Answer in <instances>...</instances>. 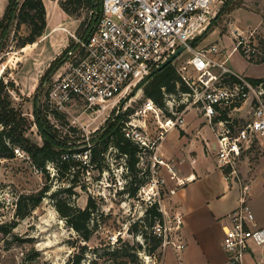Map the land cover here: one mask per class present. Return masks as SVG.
<instances>
[{"label":"rangeland","instance_id":"obj_1","mask_svg":"<svg viewBox=\"0 0 264 264\" xmlns=\"http://www.w3.org/2000/svg\"><path fill=\"white\" fill-rule=\"evenodd\" d=\"M220 1L212 8L215 15L211 19V26L194 47L206 48L213 43H229L231 31L235 27L240 30L255 29L258 38L264 42V0ZM20 2L21 0H16L15 13ZM41 2L45 13L42 35L34 43L17 47L20 40L29 34V26L22 18L17 24L14 18L0 44V64L4 68L8 99L32 122L26 137L37 145L42 143V138L36 116L45 98L44 92L55 75L64 70L66 62L63 61L67 54L72 55V52L78 50L75 46L77 40H84L78 29L84 18V11L76 19L62 12L57 0ZM8 4L9 0H0L2 24H5ZM223 6L225 9L219 13ZM189 56V53L183 51L170 64L175 68ZM226 65L251 78L264 77V61L249 62L239 52L229 55ZM147 82L140 86L137 84L108 114L104 112L95 118L88 114L74 113L80 116L79 123L83 127H74L76 132L73 135L59 123H48L53 128V134L61 140L77 136L89 140L120 113L124 114L125 123L132 121L138 126H144L141 135L153 143V147L147 151L141 150L139 154L136 182L139 187L134 197L119 193L125 182V167L123 159L116 158L112 147L108 149L100 167L89 166L84 172L80 166L75 167L73 176L70 172L66 174V171L59 174L51 164H47L42 170L37 169L26 153L17 149L13 151V158L0 160V264H64L78 252V246L82 245L86 246V251L80 264H178L179 261L182 264H206L204 258L192 249L185 253V249L175 248V244L180 241L179 229L176 228L178 214L170 198L178 186H182L175 170L180 169L179 161L174 162L155 154L159 143L165 148L166 143L174 140V133L162 132L163 129L159 127V121L163 120L160 112L156 111L157 117L150 111L140 113L142 104L148 99L143 93ZM184 117L187 122L192 120V126L188 129L195 130L193 134L202 128L200 131L205 137L209 141H215L207 120L195 109H190ZM65 122L68 123L66 120ZM161 132L162 138L157 140ZM223 172L239 190L244 185L248 186V204L255 220L264 219V147L255 144L241 155L233 174H229V170ZM69 185L70 192H64L63 189ZM132 186L135 187V184ZM40 191L44 192L40 202L29 211L31 199H23L21 213H27L18 217L15 205L17 199ZM88 198L93 200L92 222L89 225L91 235L87 241L81 242L60 216L55 204L56 200H60L83 209ZM154 203L162 214L163 222L160 226L155 224L152 228H145L141 220L145 216V209ZM133 224L137 228L135 233L128 230ZM150 231L162 238L161 246L155 253L159 254L158 261H154L143 251L148 241L144 243L142 234L149 236ZM119 238L133 249L129 250L128 256L112 260L107 251L118 245L114 242ZM253 252L254 254L247 253L264 259V248H254Z\"/></svg>","mask_w":264,"mask_h":264},{"label":"built area","instance_id":"obj_2","mask_svg":"<svg viewBox=\"0 0 264 264\" xmlns=\"http://www.w3.org/2000/svg\"><path fill=\"white\" fill-rule=\"evenodd\" d=\"M217 2L221 1L101 0L94 31L86 40H77L78 50L67 54L64 70L47 88L43 110L47 121L57 124L56 115L61 114L69 127L82 128L80 116L74 113L95 118L110 113L128 92L183 47L190 56L175 66L174 72L185 91H178V84L177 95L161 88L163 106L146 99L140 113L150 111L157 117L156 111L160 112L163 120L159 127L165 132L182 129L186 112L195 109L215 136L217 167L233 174L246 150L255 144L264 147V77L240 74L226 61L233 52L249 62L264 61V42L255 29L234 28L229 43L194 47L193 40L214 17L212 8ZM3 69L0 64V81L6 85ZM143 127L129 121L123 130L140 148L151 149L153 143L141 135ZM248 197L249 189L244 185L239 190L238 206L224 219L221 247L229 254L226 264H240L243 254L264 248V226L257 225ZM177 217L176 228L180 225ZM175 248L180 250L182 245L175 244Z\"/></svg>","mask_w":264,"mask_h":264},{"label":"trees","instance_id":"obj_3","mask_svg":"<svg viewBox=\"0 0 264 264\" xmlns=\"http://www.w3.org/2000/svg\"><path fill=\"white\" fill-rule=\"evenodd\" d=\"M57 4L61 11L72 18H79L81 11H84V18L80 21L78 29H80V36L86 40L89 35L94 31L95 26L99 20L101 14V0H57ZM16 0H9L6 15L4 16L5 24L0 23V44L3 37H5L10 22L15 18L17 24L19 19L29 26V34L22 38L17 44V47H24L26 44L34 43L36 38L42 35L45 27V13L41 0H21L16 13ZM224 6L220 12L223 11ZM15 13V16H14ZM211 26H207L206 30ZM206 30L193 40L192 45H196V42L203 36ZM74 46V44H73ZM147 82L143 88L144 95L151 99L158 107L163 106L162 91L164 88L166 93H176L178 84V91L184 92V86L179 82L175 75L174 68L171 64H168L162 70L150 74L141 83ZM42 84V82H41ZM40 84V86H41ZM39 86V90L41 87ZM6 85L0 81V160L11 159L14 157V150L23 151L30 158L32 164L42 170L47 164H51L59 174H66L70 172L73 176L75 167H81L82 171H86L89 166L100 167L104 162L105 154L108 149L112 147L115 151L116 158L123 159L125 167V174L123 175L124 186L120 189V194H127L130 197H134L138 185L136 184L137 173L139 171L138 164L141 150L147 151L148 149H142L131 138L125 136L124 114L120 113L112 118V121L107 122L102 128V131L91 137L89 140H84L82 136H77L74 139L61 140L53 134V128L48 125V121L44 116V100L40 104L39 111L36 116V124L39 128L42 143L37 145L31 142L26 137V132L30 129L32 122L29 121L23 114L15 108L11 101L8 99V91L5 88ZM47 89L44 92L46 95ZM36 96V95H35ZM58 123L75 134L76 129L69 127L65 122L63 115H56ZM70 140L72 142H70ZM82 157L85 159L82 160ZM72 171V172H71ZM135 184V187L132 186ZM70 186L63 189L64 192H70ZM44 192H38L35 194L27 195L25 197H19L15 203L16 215L22 217L30 209L35 208L40 202ZM53 194V196H55ZM31 199V204L25 213H21V203L23 199ZM57 211L64 219L65 223L72 229L80 238L81 242H85L91 235L90 223L92 222L91 215L93 209V200L88 198L86 205L83 209L77 208L71 204H66L60 200H56ZM145 216L141 220L145 228H152L155 224L158 226L163 222L161 212L158 210L157 204H151L150 207L145 209ZM2 228V226H0ZM131 233L137 231L136 224H133L128 229ZM145 234V235H144ZM142 234L144 243L148 241L147 247L143 251L158 261L159 254H155L160 248L162 238L157 237L149 232V236L146 233ZM118 243L117 246L110 248L107 251L110 259L117 260V258H124L128 256L130 248L126 241H121L120 238L116 239L114 243ZM113 243V244H114ZM136 248L140 249L139 246ZM86 251V246H78V252L73 254L64 264H80L83 260V256ZM134 257V256H133Z\"/></svg>","mask_w":264,"mask_h":264},{"label":"crops","instance_id":"obj_4","mask_svg":"<svg viewBox=\"0 0 264 264\" xmlns=\"http://www.w3.org/2000/svg\"><path fill=\"white\" fill-rule=\"evenodd\" d=\"M192 123V120L185 121L182 129L170 130L174 133V140L166 143L165 148L159 143L155 151L156 155L179 161L180 169L175 170L182 186H178L170 198L180 217V241L176 245H182L185 253L192 249L204 258L206 264H226L228 257L221 247L222 227L225 217L238 206L239 190L217 167L214 141L205 137L200 131L202 128L193 134L195 130L188 129ZM256 223L264 226V219H258ZM250 253L254 254L253 251ZM262 263L264 259L248 253L243 254L240 262ZM178 264H182L181 261Z\"/></svg>","mask_w":264,"mask_h":264},{"label":"water","instance_id":"obj_5","mask_svg":"<svg viewBox=\"0 0 264 264\" xmlns=\"http://www.w3.org/2000/svg\"><path fill=\"white\" fill-rule=\"evenodd\" d=\"M183 51V47H179L174 54H172L169 58H167L164 62H162L153 72L152 74L162 70L168 64L172 63V61ZM40 93V91H39Z\"/></svg>","mask_w":264,"mask_h":264}]
</instances>
